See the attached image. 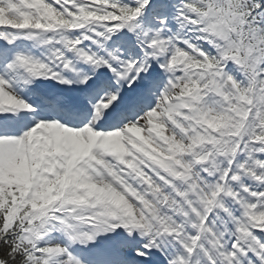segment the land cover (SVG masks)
<instances>
[{
  "label": "snow or ice",
  "instance_id": "6c2138e0",
  "mask_svg": "<svg viewBox=\"0 0 264 264\" xmlns=\"http://www.w3.org/2000/svg\"><path fill=\"white\" fill-rule=\"evenodd\" d=\"M0 264H264V0H0Z\"/></svg>",
  "mask_w": 264,
  "mask_h": 264
}]
</instances>
